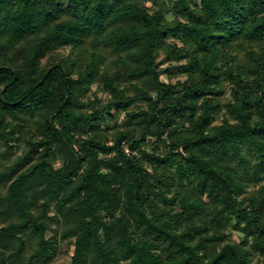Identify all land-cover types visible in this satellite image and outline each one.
<instances>
[{"label": "trees", "instance_id": "obj_1", "mask_svg": "<svg viewBox=\"0 0 264 264\" xmlns=\"http://www.w3.org/2000/svg\"><path fill=\"white\" fill-rule=\"evenodd\" d=\"M63 244L68 264L264 260V0H0V264Z\"/></svg>", "mask_w": 264, "mask_h": 264}, {"label": "rangeland", "instance_id": "obj_2", "mask_svg": "<svg viewBox=\"0 0 264 264\" xmlns=\"http://www.w3.org/2000/svg\"><path fill=\"white\" fill-rule=\"evenodd\" d=\"M171 17V16H169ZM179 46L181 47L182 44L179 43ZM158 61L160 63H162L161 65V70H166V69H170V71H173V72H177V69H175L177 66L179 65H184L186 62L185 60L183 61H180V62H171V63H168V62H164L165 61V57L164 55H162ZM186 76L185 75H178V76H175L173 79H172V84H176L177 82H184L186 80ZM161 79L163 82L165 83H168V76L163 74L161 76ZM95 93L97 95H95ZM96 96L98 99H101L103 101V103H107L109 100H110V97L108 95H105L103 94L102 92H100L96 86H94L92 88V91L89 93V97L90 99L92 100H95L96 99ZM229 99V96H226L225 100L227 101ZM125 120H126V114L124 112H121L117 115V117L111 121L110 125L113 127L115 126H122L124 123H125ZM49 236H51V234H49ZM231 240L233 241H241L242 240V236L237 234V233H232V236H231ZM73 254V251H72V248H70L67 244H63L61 246V251H60V254L58 256V258L56 259V261L54 262V264H68L70 262V258ZM263 258H261L259 255H257L255 257V260H254V263L255 264H264L263 263Z\"/></svg>", "mask_w": 264, "mask_h": 264}]
</instances>
